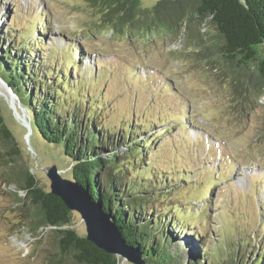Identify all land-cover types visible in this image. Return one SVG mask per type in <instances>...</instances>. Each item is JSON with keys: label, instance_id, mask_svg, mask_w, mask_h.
I'll return each mask as SVG.
<instances>
[{"label": "rangeland", "instance_id": "rangeland-1", "mask_svg": "<svg viewBox=\"0 0 264 264\" xmlns=\"http://www.w3.org/2000/svg\"><path fill=\"white\" fill-rule=\"evenodd\" d=\"M97 19L85 0H0L4 44L17 37L32 46L38 42L33 56L43 69L65 71L76 64L69 84L89 92L101 128L113 132L115 142L122 131H134L127 142L141 145L138 158L151 165L154 181L144 193L145 208L177 218L171 231L185 247L183 258L215 246L223 264L254 262L264 252V90L258 95L248 88L252 68L221 55L222 41L208 22L195 20L177 32L160 29L147 39L139 32L99 31ZM6 102L0 97L4 122L21 151L19 166L46 189L43 169L50 165L69 178L62 144L48 143L34 130L29 148L26 130ZM4 138L0 131V148ZM117 150L123 157L127 152L123 146ZM8 171L0 165V264H72L51 228L28 227ZM73 227L85 233L77 213Z\"/></svg>", "mask_w": 264, "mask_h": 264}, {"label": "trees", "instance_id": "trees-1", "mask_svg": "<svg viewBox=\"0 0 264 264\" xmlns=\"http://www.w3.org/2000/svg\"><path fill=\"white\" fill-rule=\"evenodd\" d=\"M85 1L96 9L98 30L112 34L132 36L139 32L148 39L150 33L160 29L177 32L181 27L189 30L195 20L208 22L222 41L218 48L221 55L252 68L248 75L250 91L260 95L264 90V0H154L150 6H144L143 0ZM6 29L13 35V29ZM3 37L6 36H0V75L26 106L33 130L48 143L62 144L63 154L70 158L69 178L81 183L112 214L125 241L142 251L147 264H203L206 257L208 264H223L215 246L207 253L196 251L183 258L185 247H179L174 240L177 231H171L177 218L151 215L145 208L144 193L150 192L149 183L154 182L148 174L151 165H141V145L133 139L127 142L134 131H122L115 142L113 132L101 128L95 114L98 105L89 92H81L75 82L69 84L78 66L70 62L65 71L51 65L43 69L33 56L38 42L32 46L17 37L10 45L2 42ZM0 131L5 137L0 165L9 169L7 177L16 186L11 192L31 231L51 228L57 236L58 250L70 256L72 264H118L115 255L97 248L85 233L73 227L76 212L40 185L29 168L19 166L21 151L4 122L1 108ZM143 143L150 140L144 139ZM120 146L127 150L124 157L118 153ZM20 190L24 197L18 194ZM157 225L162 228L158 230ZM263 257L262 251L248 264H262Z\"/></svg>", "mask_w": 264, "mask_h": 264}, {"label": "water", "instance_id": "water-1", "mask_svg": "<svg viewBox=\"0 0 264 264\" xmlns=\"http://www.w3.org/2000/svg\"><path fill=\"white\" fill-rule=\"evenodd\" d=\"M0 83L4 89L0 97L8 102L14 117L23 124L26 130L24 141L31 148L29 138L34 130L28 110L12 86L1 75ZM43 171L49 180V191L57 196L69 210L80 216L84 224L85 237L89 242L104 252L115 255L119 260L122 259L132 264H147L142 251L125 241L112 214L104 210L81 183L63 177L62 170L55 165H50Z\"/></svg>", "mask_w": 264, "mask_h": 264}, {"label": "bare ground", "instance_id": "bare-ground-1", "mask_svg": "<svg viewBox=\"0 0 264 264\" xmlns=\"http://www.w3.org/2000/svg\"><path fill=\"white\" fill-rule=\"evenodd\" d=\"M4 89H2V84L0 83V93L3 92ZM10 99V98H9ZM15 100V99H14ZM14 100H12V102H15Z\"/></svg>", "mask_w": 264, "mask_h": 264}]
</instances>
